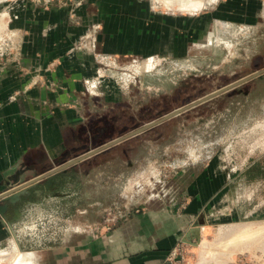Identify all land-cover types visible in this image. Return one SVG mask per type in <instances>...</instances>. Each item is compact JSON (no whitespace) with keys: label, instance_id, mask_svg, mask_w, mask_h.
I'll return each mask as SVG.
<instances>
[{"label":"crops","instance_id":"0c3cea01","mask_svg":"<svg viewBox=\"0 0 264 264\" xmlns=\"http://www.w3.org/2000/svg\"><path fill=\"white\" fill-rule=\"evenodd\" d=\"M10 5L7 14L13 12ZM203 15L216 28L259 26L264 0H85L50 6L22 1L17 20L3 25L8 39L0 56V194L97 152L24 187L17 203L0 202L9 205L0 215V264H168L167 255L179 243L199 245L202 254L215 243L200 259L203 264H230L225 255L236 260L245 250L264 255V176L250 180L245 165L226 169L223 181L215 169L197 187H175L176 198L151 193L134 197L125 208L121 187H113L109 205L124 209L110 232L99 230L107 204L87 200L80 207L79 187H60L73 168L103 158L92 166L100 168L111 158L107 154L137 135L104 147L128 134H121L116 114L123 77L112 69L128 57L152 63L160 45L177 41L184 47L187 24L203 25ZM188 31L194 35L190 40L202 28ZM12 32L16 39H10ZM257 166L264 169V152ZM82 188L88 199L89 187Z\"/></svg>","mask_w":264,"mask_h":264},{"label":"rangeland","instance_id":"374dc122","mask_svg":"<svg viewBox=\"0 0 264 264\" xmlns=\"http://www.w3.org/2000/svg\"><path fill=\"white\" fill-rule=\"evenodd\" d=\"M8 1L13 9L10 14L5 12ZM22 1L0 0V56L6 50L2 45L8 39L3 25H12L15 18L17 20ZM28 1L50 6L81 5L85 0ZM202 17L203 25L187 24L188 38L184 47H179L177 41L169 47L160 45L152 63L128 57L122 58L120 69H112L123 77L121 93L115 95L121 99L122 108L116 114L121 117L122 135L264 68L263 22L259 26L245 25L244 29L240 25L216 28L209 25L205 15ZM197 27L202 28L200 35L189 40L194 35L188 30ZM10 35V39L17 38L13 32ZM199 39L201 45L197 42ZM144 71L147 72L145 77L141 74ZM130 75H134L133 78ZM124 141L107 154L111 158L100 168L93 169L92 166L102 162L103 158L89 160L83 166L73 168L67 182H61L60 187H79L76 189L77 205L81 207L87 200H97L107 204L106 209L113 208L109 205L113 187L116 190L121 187L119 203L124 208L134 197L151 193L156 197L164 191L165 197L173 199L176 198L175 187H197L211 177L215 169L222 181L226 169L243 165L249 169L247 177L250 180H255L258 174L264 176V169L257 166L258 158L264 152V74L196 103ZM82 187H89L88 199L81 193ZM98 212L97 208L90 211L95 216ZM256 242L260 243L261 239ZM197 247L200 252L198 248L189 247L193 260H205L204 255L213 250L206 248L202 254L201 246ZM252 252L245 250L251 257L262 254Z\"/></svg>","mask_w":264,"mask_h":264},{"label":"water","instance_id":"95a60500","mask_svg":"<svg viewBox=\"0 0 264 264\" xmlns=\"http://www.w3.org/2000/svg\"><path fill=\"white\" fill-rule=\"evenodd\" d=\"M262 74H264V68H261L259 70H256L253 73H251V74H249V75L241 78L240 80H238V81H236L234 83H231V84H229V85H227L225 87H222V88H220V89L212 92L209 95L204 96L203 98L199 99L195 103H192V104H189V105H186V106H183V107H179V108L171 111L170 113H168V114H166V115H164V116H162V117H160V118H158V119H156V120H154V121H152L150 123H147L146 125H144V126L138 128V129H136V130H134V131H132V132H130V133H128V134L120 137L119 139H116L115 141H113L112 143H109V144L105 145L104 147H109V146H111V145H113L115 143H118V142H120V141H122L124 139H127V138H129L131 136H134L136 134H139V133H141V132H143V131L151 128V127H154V126L162 123L165 120H168V119H170V118H172V117L180 114L182 111L188 109L190 106H192V105H194L196 103H200V102L206 101V100H208V99H210V98H212L214 96H217V95H219V94H221L223 92H226V91H228V90H230L232 88H235V87H237L238 85H240V84H242L244 82H247L249 80H252V79H254V78H256V77H258V76H260ZM96 152L97 151H91V152L83 155L82 157H78V158L72 159V160L68 161L67 163H65L64 165H61V166H59L57 168H54L51 171H48V172H46V173L38 176L37 178L33 179L32 181H29L28 183H25L23 185L16 186V187L10 189L9 191H6L4 193H1L0 194V202L2 200H4L5 202H10L12 204L17 203V201L19 200L20 195L27 192L26 190H24V191L21 192V190L24 187H29V186L33 185L34 183H36L37 181L42 180V179H44V178H46V177H48L50 175H53V174L58 173V172H61V171H65L68 167H70V166L78 163L79 161H81V160H83L85 158L90 157L91 155L95 154ZM8 207H9L8 203H4V204H1L0 203V215L4 216L5 215V212L8 209ZM195 230L196 231H199V229H197V228ZM196 238H197V235H196Z\"/></svg>","mask_w":264,"mask_h":264},{"label":"built area","instance_id":"2783aa9c","mask_svg":"<svg viewBox=\"0 0 264 264\" xmlns=\"http://www.w3.org/2000/svg\"><path fill=\"white\" fill-rule=\"evenodd\" d=\"M122 216V213L117 209H106L101 219L99 230L103 232L112 231L120 223ZM191 254L192 252L185 243H179L167 255L166 261L168 264H203L199 259L193 260ZM245 254L238 256L232 264H264V255L257 257L252 255L251 257L249 254Z\"/></svg>","mask_w":264,"mask_h":264},{"label":"bare ground","instance_id":"6f19581e","mask_svg":"<svg viewBox=\"0 0 264 264\" xmlns=\"http://www.w3.org/2000/svg\"><path fill=\"white\" fill-rule=\"evenodd\" d=\"M225 256H227V258H228L229 261H231V260H232V262L235 261V259H234V255H225ZM225 256H224V257H225ZM233 260H234V261H233Z\"/></svg>","mask_w":264,"mask_h":264}]
</instances>
